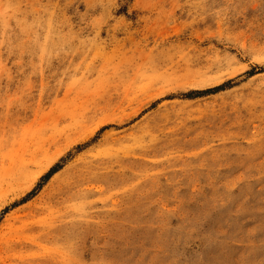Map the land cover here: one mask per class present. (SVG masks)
<instances>
[{
	"label": "rangeland",
	"instance_id": "374dc122",
	"mask_svg": "<svg viewBox=\"0 0 264 264\" xmlns=\"http://www.w3.org/2000/svg\"><path fill=\"white\" fill-rule=\"evenodd\" d=\"M0 264H264V0H0Z\"/></svg>",
	"mask_w": 264,
	"mask_h": 264
},
{
	"label": "trees",
	"instance_id": "16d2710c",
	"mask_svg": "<svg viewBox=\"0 0 264 264\" xmlns=\"http://www.w3.org/2000/svg\"><path fill=\"white\" fill-rule=\"evenodd\" d=\"M56 168H54L53 170L55 171ZM52 171V170H51Z\"/></svg>",
	"mask_w": 264,
	"mask_h": 264
}]
</instances>
